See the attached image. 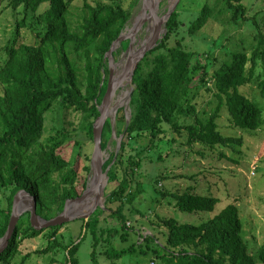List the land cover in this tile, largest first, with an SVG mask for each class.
<instances>
[{"label": "trees", "instance_id": "16d2710c", "mask_svg": "<svg viewBox=\"0 0 264 264\" xmlns=\"http://www.w3.org/2000/svg\"><path fill=\"white\" fill-rule=\"evenodd\" d=\"M72 1L0 0L22 14L1 48L0 239L7 230L18 191L32 195L37 215L51 219L63 210L66 200L80 196L86 188L91 155L84 153L81 163L79 156L86 140L93 143V124L100 114L109 74L106 53L126 26L130 9L124 8L121 0H98L94 4L85 0L82 8L76 10ZM220 1L233 24L249 20L253 25L249 49L230 51L229 59L210 71L214 60L208 52L187 49L182 39L171 42L180 24L176 6L166 21L163 37L133 71L126 129L125 111L117 110V135L124 134L116 157L113 152L103 163V170L108 167L111 187L105 193V208L98 206L87 221L82 217L73 219L77 223L70 228L67 243L56 232L65 224L69 228L71 220L44 227L46 246L35 252L48 254L61 249L63 264H79L77 252L88 236L92 239V258L96 257L95 248L100 242L109 243L104 255L110 264L134 253H149L152 264H256L255 254L242 234L236 202L226 204L198 224L156 214L157 220L149 218L148 223L162 229L163 242L152 233L123 247H116L110 240L112 235H119L121 241H127L129 231L135 228L128 220L136 214L145 215L134 204L144 191L137 176L139 156L145 147L170 146L176 141L173 133H177L185 137L190 147L197 145L196 152L202 156L205 149L219 148V154L227 157L221 149L240 152L244 137L220 131L218 118L223 110L234 129L255 132L264 125V107L240 89L253 84L264 96V5L250 15L243 0ZM212 10L206 0L188 25L189 35L204 27ZM119 43L126 48L129 39ZM202 91L214 96L215 105L209 112L199 108ZM54 108L81 114L74 136L83 133L85 141H75L77 152L72 158H67L64 151L71 138L63 130L64 125L51 128L52 131L46 129L47 114ZM112 132L107 118L102 129V148L107 146ZM133 149L135 154L128 152ZM76 157L78 161L74 160ZM157 157L162 159L160 153ZM160 178L161 174L152 180L154 192L170 197L180 211H213L220 200L213 194L199 193L196 183H189L179 192L158 188ZM103 213L106 215L101 218ZM44 228L31 225L29 211L20 214L0 252V264H14L20 242L45 232ZM134 232L139 235L138 230ZM29 255L22 256L20 263ZM257 255L264 263V240Z\"/></svg>", "mask_w": 264, "mask_h": 264}, {"label": "rangeland", "instance_id": "374dc122", "mask_svg": "<svg viewBox=\"0 0 264 264\" xmlns=\"http://www.w3.org/2000/svg\"><path fill=\"white\" fill-rule=\"evenodd\" d=\"M84 1L85 0H73L72 5L75 6L76 10H79L82 8ZM86 1L94 4L98 0ZM100 1L107 2L108 0ZM142 1L143 0H121L123 7L130 9V18L122 31L123 34H127L126 28L130 25L129 21L137 9H139V5L143 3ZM175 1L177 0H158L157 11L155 13L160 19H164L167 11L173 6ZM205 1L206 0L177 1L176 9L180 24L171 42H173L174 39H182L185 48L208 52L210 59L214 60L210 69V71H212V69L218 67L222 61H227L229 59L230 51L249 49L252 41L251 32L254 28L249 20L247 22L240 20L237 24H233L229 21V14L222 10V3L220 0H207L213 9L211 17L202 29L193 35H189L187 31L188 25L198 14ZM243 3L248 8V12L251 15L264 5V0H243ZM143 12L150 13L149 7ZM21 16V13L12 10L6 2H0V62L2 57L1 48L10 37L17 19L21 18ZM166 21L167 20L161 22L160 34L166 31V26L164 25ZM137 23L138 22H136V24ZM144 28L145 22L137 33H135L142 37V39L138 38L141 42H144V40L149 37L146 36V30ZM132 37L129 39L131 45L128 43L126 48H122L118 42L114 44L113 52L115 55L112 61L113 78L116 73V78L124 74L126 65L129 62V55L133 53V56H135L138 50L137 47L135 48L132 45ZM1 89L2 86L0 84V90ZM240 89L243 90L245 95L264 107V96H261L257 92L253 84L242 86ZM130 95L131 85L129 83V76L126 74L116 88L107 110L106 119H110L113 126L112 133H114V135H111L107 146L103 148L102 158L104 161L107 160L117 148L119 135H117L115 116L119 108H123L126 112L125 114L128 116L130 115ZM199 98V108L205 109L206 112H209L215 105L214 96L212 94L202 91ZM80 120L81 114L78 112L72 114L70 111L57 108H54L47 114L45 126L48 131H52L51 128H59L60 125H64L63 130L71 136L69 143H67L64 148L67 158L74 157L77 152L74 145L77 139L85 141L82 136L83 133L80 137L74 136L78 130ZM218 125L220 131L224 134L243 135L244 143L239 147L240 152L232 151L230 148H222L221 150L227 156L222 157L219 154V148L213 150L205 149L204 156H202L196 152L199 148L197 145L190 147L185 143V137L177 133H173L176 141L170 146L161 145L158 148H152L149 145L145 147L139 156L141 158V166L137 176V179L143 184L144 191L139 195L138 200H136L134 204L146 216L136 214L128 220L130 225H135L134 231L138 230L139 235H136L133 230H128L129 235L127 241L124 242L120 240L119 235H112L110 240L113 245L116 247L127 246L132 240L139 239V241H141L143 235L148 233L155 234L158 240L163 242L164 239L161 235L162 229L160 227H156V229L154 227L156 224L152 225L148 223L149 218L153 221L157 220L156 214L162 217H173L181 223L198 224L212 217L214 213L221 210L226 204L236 202L240 210L243 237L248 244L249 250L255 254L256 264H264L258 259L257 255L258 249L264 240V125L255 132H245L234 129L229 125L227 114L224 110L218 118ZM85 144L82 155L79 156L80 163L83 162L82 156L84 153H89L91 155L93 150V143L91 141L86 140ZM128 152L135 154L136 151L133 149ZM159 153L162 159H158L157 155ZM74 160L78 161L77 157L74 158ZM93 174L94 172L91 170L87 173L86 188H88L89 178ZM160 174L163 178L159 179L156 185L158 188L179 192L184 190L189 183H196L199 193L213 194L218 196L220 200L215 205L213 211H180L175 207L174 200L170 197H162L154 192L152 180ZM104 179L105 178L102 179V183H104ZM107 179L108 178H106V182L103 184L100 198L99 196L96 198V201H98L99 198V202L103 208H105V193L111 188ZM19 204L21 205V210H19L20 214L29 211L31 208V200L29 198H22ZM67 211H69V216H81L88 212L83 211L81 202L69 203ZM104 215H106V213H103L101 218ZM76 223L77 220L72 219L69 223V228L68 225H63L56 232V236L62 242L67 243L69 241L70 228L75 226ZM45 233L47 234L46 229L45 232L40 233L34 238L22 240L19 245L20 253L15 256L14 264H63L64 252L60 251L61 249H55L52 253L48 254L35 252V250L46 246L47 236ZM0 244H3L2 240ZM108 246V242H100L95 248L96 257L92 258V239L87 236L81 242L77 252L79 264H110L111 260L104 255V250ZM26 253L30 254L29 257L23 263H20L22 256ZM149 258V253L146 255L139 253L131 255L126 254L114 260L113 264H152Z\"/></svg>", "mask_w": 264, "mask_h": 264}, {"label": "water", "instance_id": "95a60500", "mask_svg": "<svg viewBox=\"0 0 264 264\" xmlns=\"http://www.w3.org/2000/svg\"><path fill=\"white\" fill-rule=\"evenodd\" d=\"M177 1H175L173 6L169 8L164 19L161 18L162 19L161 20L158 17V15L154 12L153 7L149 3V0H143V2L146 3L147 6L149 7V11L151 12V14L154 18L153 33H152V36H151L150 40L148 41V43L144 47H142L139 50V52L135 56H133V58L129 57V62L126 65L124 74L122 76H120L119 78L114 79L112 76V71H113V68H112V64H113L112 63V61H113L112 51L114 49V44L116 42L119 43L123 39H131V37L133 35H135V33H137V31L143 25V23L145 22V19L141 18L139 20V22L135 25V28L132 30V32L127 33V34L121 33L118 36L117 40L111 44L109 51L106 53V57H108L109 74H108V79H107V87H106L105 93L103 95L102 101L99 105L100 114L93 124V150H92L91 157H90V170L93 171L95 176L97 177L96 186L91 190H88L86 188L80 196L66 200L63 210L58 215L54 216L51 219H44V218L40 217L39 215H37L35 198L26 191H23V190L18 191L14 195V198H13L12 211H11L7 230L4 234V236L0 239V241L1 240L3 241V244H0V252L5 248L9 238L11 237L13 229H14L17 221H18L19 214H20V211L18 210L19 209L18 206H19V203H20L22 198H29L31 200V208L29 209L30 223L35 229H41L44 227L62 224L63 222L70 221L76 217H82L85 219V221H87L90 214L98 206L103 208V206L100 204V202H96V204H94L92 206V208H90L88 210L87 213H85L84 215H81V216H69L68 211H67L69 203L80 202V201L84 200L87 196L93 194L94 192H96L98 196H100V194L102 193L103 184L106 182L105 181L106 178H108V175H107L108 167L105 170H103L104 160L102 158L103 148L101 145V138H102V129H103L104 123L106 121L107 110H108L109 104L112 100V97L114 95L116 88L119 86L120 82L124 78V75L128 74V76H129V83L131 85V91L134 88V84L132 83L133 71H134L138 61L144 56V54L147 51H149L151 48L156 46L159 43V41L161 40V38L163 37V34L165 32L163 34H160L161 22H163V21L165 22V20H167L169 18L170 14L172 13L174 8L176 7ZM164 25H165V23H164ZM165 30H166V28H165ZM129 45H131V41H130ZM129 116L126 115L125 129H126L127 124L129 122ZM123 134H124V132H122L119 135V139L117 140V148L115 150L114 158L116 157V155L118 153V150L120 147V141H121ZM113 135H114V133H113ZM103 178H105V180H104V183L101 184Z\"/></svg>", "mask_w": 264, "mask_h": 264}, {"label": "bare ground", "instance_id": "6f19581e", "mask_svg": "<svg viewBox=\"0 0 264 264\" xmlns=\"http://www.w3.org/2000/svg\"><path fill=\"white\" fill-rule=\"evenodd\" d=\"M143 2V1H142ZM158 2V0H149V3H150V5L152 6V7H154L153 8V10H154V12H156L157 11V3ZM171 4H173L172 2H170ZM149 5V4H148ZM148 6H147V4L146 3H142V4H140L139 5V9H137V11L135 12V14L131 17V19H130V21H129V23H130V25L126 28V32L127 33H130V32H132V30L135 28V24H136V22H139V20L141 19V18H144L145 19V30H146V36H149V37H147L145 40H144V42H141V41H139V39L138 38H140V39H142V37H140L139 35H137V34H135L133 37H132V45H133V47H137L138 48V50H137V52H136V54L139 52V50L142 48V47H144L147 43H148V41L150 40V38H151V36H152V33H153V23H154V21H153V17H152V14H151V12L150 13H144L143 11H145V9L147 8ZM134 48V49H135ZM135 54V55H136ZM130 57H133V53H132V55H129ZM116 75H117V73L114 75L115 77L114 78H116ZM105 180V179H104ZM96 184H97V177L95 176V174H93V175H91L90 176V178H89V181H88V190H91V189H93L95 186H96ZM101 184H103L102 182H101ZM97 193L96 192H94L93 194H91V195H89V196H87L84 200H82V201H80L81 203H82V205H83V211H88L90 208H92V206L94 205V204H96V202H99V198H100V196H99V198H98V201H96V198H97ZM96 201V202H95ZM18 210H21V205L19 204V206H18ZM69 212V211H68Z\"/></svg>", "mask_w": 264, "mask_h": 264}]
</instances>
